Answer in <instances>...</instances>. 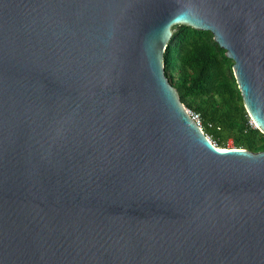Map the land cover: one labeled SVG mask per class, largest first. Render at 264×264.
Returning a JSON list of instances; mask_svg holds the SVG:
<instances>
[{"label":"water","instance_id":"obj_1","mask_svg":"<svg viewBox=\"0 0 264 264\" xmlns=\"http://www.w3.org/2000/svg\"><path fill=\"white\" fill-rule=\"evenodd\" d=\"M178 26L264 135V0H0V264H264V151L190 118Z\"/></svg>","mask_w":264,"mask_h":264},{"label":"trees","instance_id":"obj_2","mask_svg":"<svg viewBox=\"0 0 264 264\" xmlns=\"http://www.w3.org/2000/svg\"><path fill=\"white\" fill-rule=\"evenodd\" d=\"M164 74L181 103L200 117L202 130L218 148L264 151V135L249 125L232 72V61L211 33L173 29L163 53Z\"/></svg>","mask_w":264,"mask_h":264},{"label":"built area","instance_id":"obj_3","mask_svg":"<svg viewBox=\"0 0 264 264\" xmlns=\"http://www.w3.org/2000/svg\"><path fill=\"white\" fill-rule=\"evenodd\" d=\"M187 109V108H186ZM187 113L190 116V118L196 123L197 126H199L202 129V125L200 122V117L198 114L192 112L191 110L187 109ZM250 125L255 126L254 123L250 120ZM256 128V127H255ZM214 143V142H213ZM215 144V143H214ZM216 145V144H215Z\"/></svg>","mask_w":264,"mask_h":264},{"label":"rangeland","instance_id":"obj_4","mask_svg":"<svg viewBox=\"0 0 264 264\" xmlns=\"http://www.w3.org/2000/svg\"><path fill=\"white\" fill-rule=\"evenodd\" d=\"M249 125H250V121H249ZM250 126H251V125H250ZM251 127H252V128H255V126H254V127L251 126ZM228 148H233L231 142H229V143L227 144L226 149H228Z\"/></svg>","mask_w":264,"mask_h":264}]
</instances>
